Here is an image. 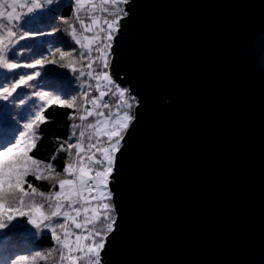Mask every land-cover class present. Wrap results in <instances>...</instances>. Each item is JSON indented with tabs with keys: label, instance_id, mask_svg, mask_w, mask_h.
<instances>
[{
	"label": "water",
	"instance_id": "obj_1",
	"mask_svg": "<svg viewBox=\"0 0 264 264\" xmlns=\"http://www.w3.org/2000/svg\"><path fill=\"white\" fill-rule=\"evenodd\" d=\"M136 98L102 264H264V0H129Z\"/></svg>",
	"mask_w": 264,
	"mask_h": 264
},
{
	"label": "snow or ice",
	"instance_id": "obj_2",
	"mask_svg": "<svg viewBox=\"0 0 264 264\" xmlns=\"http://www.w3.org/2000/svg\"><path fill=\"white\" fill-rule=\"evenodd\" d=\"M129 0H74L75 18L80 27L86 32H94L91 37L84 36L83 43L77 38V29L69 23L68 18L59 17L60 23L68 25L70 35L81 49V60L89 59L86 65L88 72H79L80 77L87 75L96 81L95 90L98 96H92L89 100V92L84 91L82 96L85 100L83 114L79 116L81 122L87 121L89 117L92 122L87 123V145L85 147L86 131L80 130L75 143H67L68 156L71 161L66 160L63 167V178L60 172H55L52 160L57 158L60 151H65L64 142L45 164L44 161L34 158L30 153L36 147V128L39 124L46 122L43 115L45 107L58 104L74 109L76 97L62 98L52 96L47 92L33 90L30 95L23 89H36L32 83L41 73H16L17 69L43 68L46 64H57L55 58L59 53L60 60L71 57L72 51H63L56 48L49 51V55L40 54V58L29 63L21 64L15 57L16 44L20 40L35 38L45 33L37 28L35 31H23L26 25L32 24L39 19L37 13L56 0H0V9L5 5L11 9L5 15L0 10V68L6 69L15 76L7 86H0V99L8 100L13 93H18L20 105H25L33 97L41 103L33 104L27 116L21 118L26 120L23 130L19 128L9 129L6 124L0 126V231L5 230L20 218H26L27 224L37 230H48L54 242V248L49 250L48 255L59 246V264H102L101 253L105 249L107 237L114 231L115 206L112 203L113 193L110 188L112 177L115 173L118 153L122 149L124 137L135 119L132 112L135 97L129 94V90L117 85L109 69L108 56L116 35L121 27L120 20L127 16V12L121 5L127 4ZM88 5L90 10L87 18L90 23L81 19L79 12ZM17 7L26 11H17ZM101 13L103 15H94ZM53 31H60L54 27ZM99 41V43H97ZM102 45V47H101ZM98 55L92 57V52ZM101 60L100 71L93 69V64ZM61 67H69L75 73L77 69L72 64H60ZM92 87V85H88ZM27 96V99H25ZM114 97V101L105 100V97ZM107 109V112L104 110ZM75 118V112L69 115V119ZM72 129L81 128L80 124L70 125ZM19 133L18 137L16 133ZM77 133L72 131L68 140L71 141ZM75 148V155L71 149ZM43 165V167H42ZM55 172L53 176L52 173ZM31 176L36 181L51 180V190L44 192L39 190L28 181ZM27 184V188H25ZM58 185V190L56 186ZM30 189V191L28 190ZM40 197L45 203H37L36 197ZM45 208L48 210L46 211ZM60 229L63 235L58 234ZM79 230V231H76ZM35 257L46 258L45 254L36 252L34 257L17 256L12 264H28Z\"/></svg>",
	"mask_w": 264,
	"mask_h": 264
},
{
	"label": "trees",
	"instance_id": "obj_3",
	"mask_svg": "<svg viewBox=\"0 0 264 264\" xmlns=\"http://www.w3.org/2000/svg\"><path fill=\"white\" fill-rule=\"evenodd\" d=\"M125 11V4L121 5ZM5 11V15L10 11L7 5L2 9ZM87 10H81L79 15L81 19L85 20V23H90L87 18ZM39 19L35 20L32 24L26 25L23 31H35L37 28L41 29L45 35H39L35 38H29L25 40H20L16 44L17 55L15 59L21 63H29L34 59L40 58V54L45 56L49 55V51H54L56 48H60L63 51H72L75 49L71 57H65L60 60L59 53L56 54L57 64H46L43 68L37 67L35 69L20 68L16 70V73H32L39 71L41 73L34 83L36 89H23L24 93L30 95L31 91L39 90L47 92L52 96H59L62 98H71L75 96L76 105L74 109H70L67 106H59L58 104L48 105L45 107L43 115L46 117V122L41 123L36 128V147L30 153L36 159L44 161L47 164L50 158L57 153L60 143L64 142L65 151H60L55 160L51 163L54 165L55 172H60L63 178V167L65 166V161H71V157L68 156L67 143H75L78 138L79 131L85 130V147L88 143L86 128L87 123L92 122L93 118L89 117L87 121L81 122L79 116L83 114V105H85V100L82 96L84 91L89 92L88 99L90 100L92 96H98L99 93L95 90L96 81L85 75L84 77L79 76L80 71L88 72L86 65L89 63V59L81 60L80 52L87 51L86 49H81L75 44V41L70 35V29L68 25L60 23L59 17L63 16L68 18L69 23L73 24L77 29V38H80L83 43L84 36H93L94 32H86L80 27L79 21L75 18L74 11V0H56V3L49 5L46 8L40 10L37 14ZM103 15V14H101ZM54 27H58L60 31H53ZM97 56L95 51L92 52V57ZM72 64L73 67L77 69V72H73L69 67H61L60 64ZM100 61L97 60L93 64V69L95 71H100L99 68ZM15 76V73H10L6 69L0 68V86H7L10 84ZM122 88L128 89L126 86H122L115 82ZM92 87H88V85ZM21 90L18 89L17 93H13L12 97L8 100L0 99V126L6 124L9 129L19 128L23 130V124L26 120L22 119V116H27L29 110L32 108L33 104L41 103L37 98H32L28 100L25 105L19 104L18 93ZM129 94L134 97L132 93ZM27 99V96H25ZM114 97H105V100L114 101ZM136 101V98H135ZM136 102L133 104L132 112ZM107 112V109L104 110ZM75 112V118L69 119V115ZM80 124L81 128L72 129L70 125ZM72 131L77 133L76 137H73L71 141L68 137L71 135ZM2 135V133H0ZM17 137L19 133H16ZM76 149H71L73 156L75 155ZM43 167V165H42ZM55 172L52 175H55ZM28 181L32 182L35 187L39 190L48 192L51 190V185L54 181L51 180H40L36 181L33 177L29 176ZM27 188V184H25ZM58 185L56 186V189ZM30 191V189H28ZM37 203H45L40 197H36ZM47 211V209L45 208ZM115 218V212H114ZM79 231V230H76ZM58 234L61 236L63 233L60 229H57ZM54 248V242L51 238V232L48 230H37L31 225L27 224L26 218H20L13 221L11 225L5 230L0 231V264H12V261L16 259L17 256H30L34 257L36 252H41L45 254L46 258L35 257L30 259L28 264H59V246H56V250L48 255L49 250ZM83 264V262H82Z\"/></svg>",
	"mask_w": 264,
	"mask_h": 264
},
{
	"label": "rangeland",
	"instance_id": "obj_4",
	"mask_svg": "<svg viewBox=\"0 0 264 264\" xmlns=\"http://www.w3.org/2000/svg\"><path fill=\"white\" fill-rule=\"evenodd\" d=\"M94 2L95 3H97V0H94ZM88 9V11L90 10V8H89V6L88 5H86L85 6V8H84V10H87ZM0 10H2V9H0ZM10 11H11V9H10ZM17 11H26V9H23V10H21V9H19V7H17ZM101 15V13H94V15ZM90 37V36H89ZM85 43H87V41H85ZM97 43H99V41H97ZM101 47H102V45H101ZM98 55V54H97ZM110 59H111V53H110V55L108 56V60L110 61ZM100 61V65H99V68L101 69V64H102V61L101 60H99ZM102 70V69H101ZM107 71H108V69H107ZM56 190H58V188L56 189ZM47 209V208H46ZM48 210V209H47Z\"/></svg>",
	"mask_w": 264,
	"mask_h": 264
},
{
	"label": "built area",
	"instance_id": "obj_5",
	"mask_svg": "<svg viewBox=\"0 0 264 264\" xmlns=\"http://www.w3.org/2000/svg\"><path fill=\"white\" fill-rule=\"evenodd\" d=\"M97 3H99V0H97ZM99 15V14H98Z\"/></svg>",
	"mask_w": 264,
	"mask_h": 264
}]
</instances>
